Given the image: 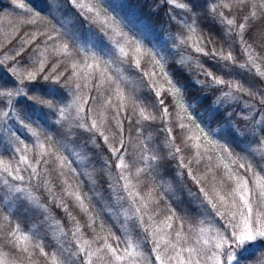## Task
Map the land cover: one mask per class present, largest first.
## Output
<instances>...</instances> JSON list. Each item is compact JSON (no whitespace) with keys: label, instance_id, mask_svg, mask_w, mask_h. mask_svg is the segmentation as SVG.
Returning <instances> with one entry per match:
<instances>
[{"label":"trees","instance_id":"1","mask_svg":"<svg viewBox=\"0 0 264 264\" xmlns=\"http://www.w3.org/2000/svg\"><path fill=\"white\" fill-rule=\"evenodd\" d=\"M262 149L264 0H0V264H224Z\"/></svg>","mask_w":264,"mask_h":264},{"label":"rangeland","instance_id":"2","mask_svg":"<svg viewBox=\"0 0 264 264\" xmlns=\"http://www.w3.org/2000/svg\"><path fill=\"white\" fill-rule=\"evenodd\" d=\"M264 151V149H262ZM254 185L250 186L247 185V182H241L240 186L242 188V192L240 195V204H242V214L240 216V220L238 221L239 224L237 225L239 228L234 230V233L237 235L238 243H232L231 246L229 245L225 251L224 246L222 247V241L221 242V249L220 251H215L213 253V259L217 258V261L219 263L224 264H233V262L237 258V253L235 251V247L242 248L244 244H250L255 242L254 240L260 242L262 246H264V212H261L259 214H253L252 210H255L253 204H251V192L250 187H253L255 191L257 192L258 196L255 199V202L261 203L264 211V178L262 180L258 178H253ZM253 203V202H252ZM257 211L260 210L258 205L256 206ZM258 215V216H257ZM211 238V237H210ZM213 241L215 244H219V240L213 236ZM212 243V241H210ZM224 245V243H223ZM161 249L158 247L153 249V253L156 254V256L160 260V264H167L164 259L160 257ZM213 252V251H212ZM239 252V251H238ZM125 258L128 259L131 256H135V251L133 246H131L129 249L125 251ZM124 260V258H123ZM121 262L120 264H122ZM210 263V262H209ZM126 264H130L129 261L126 262ZM132 264H138L134 258ZM168 264H189L187 259H183L180 261H177L176 259L173 261H169ZM206 264V263H203Z\"/></svg>","mask_w":264,"mask_h":264}]
</instances>
